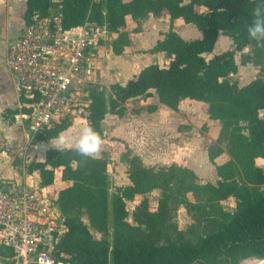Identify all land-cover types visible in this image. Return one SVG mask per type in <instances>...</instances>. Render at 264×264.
<instances>
[{"label":"trees","instance_id":"16d2710c","mask_svg":"<svg viewBox=\"0 0 264 264\" xmlns=\"http://www.w3.org/2000/svg\"><path fill=\"white\" fill-rule=\"evenodd\" d=\"M257 3L259 0H61L55 7L53 0H27L25 21L35 11L47 16L57 8L64 29L96 22L109 33H117L126 18L141 21L150 14L168 19L172 25L176 20L193 25L202 38L185 41L171 31L160 42V50L170 54L166 66L150 65L125 85L115 83L108 92L105 88L94 92L86 106L87 126L104 141L103 121L108 114L121 115L129 100L148 97L155 91L160 102L174 110L181 100L191 99L206 103L213 119L219 120L227 112L245 123L248 147L255 159L264 158V119L260 116L264 111V64H260L264 49L248 39L246 29ZM220 34L231 38L233 48L206 58ZM248 47L253 53L249 63L260 66V70L255 79L239 86L229 76L236 70L235 53ZM67 127L63 122L55 124L32 140L56 138ZM126 161L132 184L124 188L114 186L109 159L81 157L74 147L50 149L43 162L34 160L25 166L29 174L38 171L41 188L54 184L56 171L61 172L63 181L72 183L55 198L66 227L54 251L58 260L66 264H111V260L112 264H194L202 258L234 254L264 259V195L254 198L244 186L206 183L218 201L232 198L234 211L220 215L218 211H191L190 207L194 224L183 230L176 222V213L180 206H189L168 188L171 182L166 168L161 167L156 176L155 168L144 166L139 158ZM182 169L197 179L192 170ZM253 174L256 184L264 185V169L254 166ZM142 179L157 180L163 197L155 211L143 197L129 222L126 202L143 195L139 189ZM109 215L112 224L108 223ZM83 218L98 233H110L112 242L97 238Z\"/></svg>","mask_w":264,"mask_h":264},{"label":"rangeland","instance_id":"374dc122","mask_svg":"<svg viewBox=\"0 0 264 264\" xmlns=\"http://www.w3.org/2000/svg\"><path fill=\"white\" fill-rule=\"evenodd\" d=\"M55 7L57 6L55 5ZM141 21L126 18V24L123 28L117 33H108L105 40L101 42L94 60L92 74L81 86L82 93L80 94V98L82 106L85 107L89 104L94 92L104 90V88L108 92L114 82L121 81L120 76H123L122 74L130 77L153 64L160 67L167 65L170 55L169 52L160 53L163 45H160V42L158 45H154L153 41L147 38L148 35L142 32ZM193 28L195 29L194 26ZM151 37L153 40L154 37ZM232 48L231 38L226 34H220L213 53L220 54ZM206 58H209V56L206 55ZM234 60L236 70L230 74V81L236 82L239 86H244L257 77L260 66H255L251 62L249 63V61L253 60L251 47L245 48L241 52H236ZM260 64L263 65L264 60ZM135 105L136 103L129 105L128 108L134 110ZM168 114L170 115V113ZM85 115L86 113L83 115L79 113L74 115L69 114L64 117L61 123L70 125L73 123L74 116H82L85 118ZM170 116L165 115V122L163 124L153 126L152 130H147V139L150 145L147 146L146 153L161 155L158 160L153 161L155 165H149V168H155L157 176L158 170L161 167H165V171H168L166 176L171 182L168 188L171 192H175L189 206L186 208L184 204L177 210L176 222L181 229L187 230L190 225L194 224L191 214L188 211L190 207H192L191 211H206L210 214L218 211L220 215H230L234 211L233 199L228 198L224 201H218L208 192L205 187L206 183L216 185L218 182H223L229 185L244 186L251 191L254 198L259 195H264V185L256 184L254 179L253 168L255 166V159L258 158L254 159L249 150L247 140L248 132L245 123L239 121L227 112L223 113L221 119L216 120L210 117L207 109L203 107L195 108L193 106L185 107L179 116L175 114H171ZM260 116L264 119V111L260 113ZM84 127V123L78 120L76 130L77 140ZM151 141H157L156 143L159 147L153 149ZM183 142H185V146L189 142H196L200 146L203 144L204 148H206L204 155L210 159L213 167L206 170L203 176L201 175L202 177L197 176L196 179L188 171L182 169L183 165H177L178 163L176 162L178 159L175 161V158H173V150L168 146H174V143L182 144ZM192 144L190 143L188 146ZM9 148L10 146L5 148V151L9 150ZM103 150H105L104 157H107L104 146H102ZM191 153L190 155L195 154L193 151ZM126 158L132 159L135 157L130 153ZM12 162H14L18 171L23 173L20 169L23 160L15 155ZM173 164L180 166V168L173 166ZM262 164H264V161H262ZM262 168L264 169V167ZM8 174H11V172H8ZM139 189L143 195L137 196L133 201L126 202V208L129 212L127 220L129 222L132 221L131 214L134 211L135 205L143 197L148 199L152 211L157 210L159 201L163 197V191L157 180L142 179ZM83 222L90 227V230L97 238L102 237L110 243L112 242L110 233L105 235L98 233L89 224L87 218H83ZM108 223H113L111 215L108 216ZM252 258V256H246L245 254L221 255L202 258L194 264H245L247 260Z\"/></svg>","mask_w":264,"mask_h":264},{"label":"built area","instance_id":"2783aa9c","mask_svg":"<svg viewBox=\"0 0 264 264\" xmlns=\"http://www.w3.org/2000/svg\"><path fill=\"white\" fill-rule=\"evenodd\" d=\"M61 19L57 8L47 16L35 11L7 49L21 102L18 121L29 140L69 114L86 113L81 86L109 33L96 22L64 29ZM8 146L0 133V151ZM45 200L23 181L0 178V264H66L54 254L66 227Z\"/></svg>","mask_w":264,"mask_h":264},{"label":"crops","instance_id":"0c3cea01","mask_svg":"<svg viewBox=\"0 0 264 264\" xmlns=\"http://www.w3.org/2000/svg\"><path fill=\"white\" fill-rule=\"evenodd\" d=\"M60 2L61 0H53L56 6ZM26 11L27 0H0V133L10 146L9 150L0 151V178L25 182L32 189L40 192L46 198L45 201H48L47 203L51 202L57 207L55 203L57 193L71 186L72 183L63 181L61 179V172L56 171L54 184L46 188H41L38 171L29 174L26 169L23 170L31 161L43 162L45 160L47 151L54 148L50 143L54 138L36 142L29 140L30 136L28 132L18 121L21 105L20 97L17 92L16 83L6 66V54L9 43L21 35L26 24ZM141 27L142 32L148 35L147 38L153 41L154 45L162 42L171 31L176 32L185 41L202 38V34L198 30H195L196 28L194 29L191 24L176 20L172 25L168 19L154 17L152 14L141 21ZM151 36L154 37L153 40ZM162 52L164 53V51H160V53ZM206 55L211 58L217 54L212 52ZM122 75L120 76L121 81L114 82L113 84L119 83L125 85L133 77V75L130 77L124 76V74ZM135 103V109L133 110L131 108L132 110H130L128 108L129 105H134ZM187 106H193L195 108L203 107L207 109L208 113V105L206 103L191 99L181 100L178 103L177 109L174 110L161 103L156 92L152 91L148 97L129 100L124 105L125 110L122 115L108 114L106 116L103 121V125L106 127V139L103 141L102 146L106 148L107 157L105 158L110 160L109 172L115 187H127L132 184L126 173L128 169L126 157L130 153L134 157L139 158L146 167L155 165L153 161L158 160L161 155L146 153V148L150 145L147 139V130H152L153 126L163 124L165 122V115L168 117L171 114L179 116L181 111ZM11 111H18V113L10 115L9 113ZM63 120L64 118L61 121ZM78 120H81L84 126L87 127L86 118L74 116L73 123L62 131L70 137L72 143L59 149L74 147V142L77 140L76 130ZM44 131L42 132L44 133ZM156 142L151 141L153 149L159 147ZM190 143H193L192 145L194 146H188ZM168 147L173 150V158H175V161L178 159L176 162L178 163L177 165H183L182 167L192 170L198 177H202L206 170L213 167L210 159L204 155L206 148H204L203 144L200 146L196 142H189L185 146V142H183L182 144L174 143V146L169 145ZM192 151L195 152L194 155H190ZM104 152L105 150L101 151L100 156L96 158H103ZM182 154L184 155L180 156ZM15 155L23 160L20 168L23 173H20L15 167L14 162H12ZM262 161H264L262 158L255 159V166L260 168L264 167ZM8 172H11V174H8ZM57 210L60 213L58 207Z\"/></svg>","mask_w":264,"mask_h":264},{"label":"clouds","instance_id":"9594fccd","mask_svg":"<svg viewBox=\"0 0 264 264\" xmlns=\"http://www.w3.org/2000/svg\"><path fill=\"white\" fill-rule=\"evenodd\" d=\"M252 22L247 26V37L250 41L256 43V47L264 49V0L252 10ZM54 148L66 147L72 143L70 137L61 132L53 141L50 142ZM102 137L91 127H84L80 137L74 142V149L78 155L84 158L99 157L102 151ZM257 258H253V264H256ZM259 264H264V260H260Z\"/></svg>","mask_w":264,"mask_h":264},{"label":"bare ground","instance_id":"6f19581e","mask_svg":"<svg viewBox=\"0 0 264 264\" xmlns=\"http://www.w3.org/2000/svg\"><path fill=\"white\" fill-rule=\"evenodd\" d=\"M60 214H61V213H60ZM61 216H62V215H61ZM61 222H63V220H62ZM260 260H264V259H258V258H257V260H256V264H259V261H260ZM245 264H253V258L250 259V260H247V262H246Z\"/></svg>","mask_w":264,"mask_h":264},{"label":"water","instance_id":"95a60500","mask_svg":"<svg viewBox=\"0 0 264 264\" xmlns=\"http://www.w3.org/2000/svg\"><path fill=\"white\" fill-rule=\"evenodd\" d=\"M49 205H50V204H49ZM57 215H58V218L60 219V221H62V216H61V214L58 212Z\"/></svg>","mask_w":264,"mask_h":264}]
</instances>
